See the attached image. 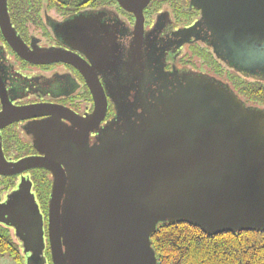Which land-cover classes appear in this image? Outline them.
<instances>
[{
    "label": "water",
    "instance_id": "water-1",
    "mask_svg": "<svg viewBox=\"0 0 264 264\" xmlns=\"http://www.w3.org/2000/svg\"><path fill=\"white\" fill-rule=\"evenodd\" d=\"M117 1L135 16L134 54L149 0ZM190 4L201 10L203 23L225 50L219 55L212 43L215 57L255 78L253 65L259 55L264 57V0ZM199 24L175 34L184 42ZM0 32L28 62L75 66L93 100L87 115L52 102L16 105L0 82V130L45 116L25 128L39 154L10 161L0 142V176L31 168L50 172L47 239L52 264H157L150 235L165 222L186 221L207 234L264 229V107L247 105L220 80L186 73L175 77L137 120L107 125L87 146L88 135L107 111L94 67L67 49L26 46L11 24L6 0H0ZM83 50L94 54L85 45ZM30 188L22 177L0 202V222L14 228L29 258H44L43 217Z\"/></svg>",
    "mask_w": 264,
    "mask_h": 264
},
{
    "label": "flooded vegetation",
    "instance_id": "flooded-vegetation-1",
    "mask_svg": "<svg viewBox=\"0 0 264 264\" xmlns=\"http://www.w3.org/2000/svg\"><path fill=\"white\" fill-rule=\"evenodd\" d=\"M61 3L50 0H37L36 4L30 2L29 4L37 7L36 15L31 17L33 20L27 19L22 25L10 21L29 48L67 49L94 67L107 96V111L100 124L88 135L87 146L95 143L98 134L107 125L119 127L137 120L143 109L150 107L156 96L175 77L186 73L208 75L229 85L228 72L217 61L214 62L208 52L213 44L216 45L219 55H225V50L212 30L203 23L201 10L191 5L190 0H149L142 10L143 34L140 46L134 54L135 16L117 0H78L69 5ZM7 6L9 11L8 2ZM195 22L200 24L195 29L194 36L183 42L175 31ZM83 45L92 48L94 54L91 51L85 52ZM203 55L208 57V62H204ZM221 61L228 65L226 60ZM253 67L251 75L264 78L263 56H258ZM0 82L8 90L12 103L16 105L59 103L79 115H87L93 109L89 88L75 66L61 61L28 62L12 49L1 32ZM43 118L45 116L26 118L12 122L0 130L1 147L7 160L39 154L25 128L29 123ZM61 122L70 126L66 120L62 119ZM15 144L18 148H14ZM36 169L46 170L31 168L21 174L2 175L0 178L9 177L15 184L12 190L17 188L22 177L30 182V190L43 217L44 243L48 244V202L43 205L39 195L32 189L30 177ZM49 175L51 189L50 172ZM10 192L4 193L0 190V202ZM0 223L14 232L12 226ZM29 256L30 253L24 254L23 264H48L45 256Z\"/></svg>",
    "mask_w": 264,
    "mask_h": 264
},
{
    "label": "trees",
    "instance_id": "trees-1",
    "mask_svg": "<svg viewBox=\"0 0 264 264\" xmlns=\"http://www.w3.org/2000/svg\"><path fill=\"white\" fill-rule=\"evenodd\" d=\"M6 1L9 5V17L13 23L22 25L27 19H34L31 17L36 15L37 7L29 3L36 4L37 0ZM50 1H60L62 5H69L78 0ZM208 52L214 62L217 61L218 65L226 69L224 70L228 72L229 85L247 105L264 107V80L251 78L234 71L228 65H224L211 51ZM202 58L204 62H208V57L203 55ZM16 147L18 148L17 144L14 148ZM30 177L32 189L36 191L45 205L50 193L49 172L36 169ZM14 186L15 184L10 181L9 177L0 178L2 192H10ZM0 226L8 229L0 232V256L8 253L16 264H23L25 253L19 238L9 230L7 225L0 223ZM150 240L157 264H264V229L207 234L199 226L186 221L165 222L157 225L156 230L150 235ZM44 256L47 257L48 264H52L48 244L45 246Z\"/></svg>",
    "mask_w": 264,
    "mask_h": 264
},
{
    "label": "rangeland",
    "instance_id": "rangeland-1",
    "mask_svg": "<svg viewBox=\"0 0 264 264\" xmlns=\"http://www.w3.org/2000/svg\"><path fill=\"white\" fill-rule=\"evenodd\" d=\"M6 229V228H5ZM3 227H1L0 226V232H5L6 230H8V229H6L5 230ZM0 264H16L15 262H14V260L9 256V254L8 253H3V254H1V256H0Z\"/></svg>",
    "mask_w": 264,
    "mask_h": 264
}]
</instances>
